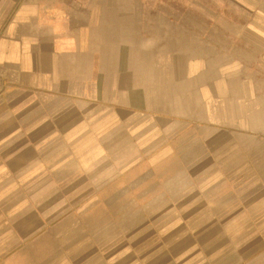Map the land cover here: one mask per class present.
Returning <instances> with one entry per match:
<instances>
[{"label": "crops", "instance_id": "obj_1", "mask_svg": "<svg viewBox=\"0 0 264 264\" xmlns=\"http://www.w3.org/2000/svg\"><path fill=\"white\" fill-rule=\"evenodd\" d=\"M264 264V0H0V264Z\"/></svg>", "mask_w": 264, "mask_h": 264}, {"label": "rangeland", "instance_id": "obj_2", "mask_svg": "<svg viewBox=\"0 0 264 264\" xmlns=\"http://www.w3.org/2000/svg\"><path fill=\"white\" fill-rule=\"evenodd\" d=\"M211 264H214V263L211 262Z\"/></svg>", "mask_w": 264, "mask_h": 264}]
</instances>
